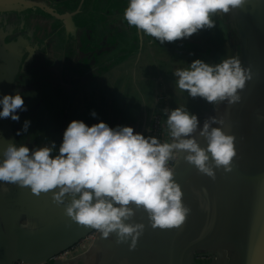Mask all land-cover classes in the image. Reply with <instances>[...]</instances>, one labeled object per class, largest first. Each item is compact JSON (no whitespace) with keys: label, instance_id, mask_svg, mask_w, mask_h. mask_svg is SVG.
I'll return each mask as SVG.
<instances>
[{"label":"crops","instance_id":"crops-1","mask_svg":"<svg viewBox=\"0 0 264 264\" xmlns=\"http://www.w3.org/2000/svg\"><path fill=\"white\" fill-rule=\"evenodd\" d=\"M127 5L128 0H0V65L16 61L12 80L8 87L0 86V96L20 92L27 108H36L32 135H17L23 124L17 127L6 118L0 128V158L7 143L18 140L30 149L55 141L58 150L74 119L89 126L100 120L112 127L133 126L149 136L156 111L167 117L171 109L184 106L198 114L201 128L205 119L221 117L224 124L214 126L235 135L237 154L231 170L218 167L215 178L195 166L177 179L191 209L182 226L154 228L147 212L136 208L132 219L146 228L135 248L131 239L118 242L116 233H101L97 241L76 248L68 264H264V0L218 13L214 27L163 43L128 24ZM13 10L49 20L52 31L39 40L41 47L15 36L14 25L1 19ZM232 55L253 74L239 90V102L215 107L175 85L177 67L197 58L214 64ZM36 61L54 71L49 93L31 100L25 96L31 79L25 82L23 75ZM43 72L48 75L47 67ZM191 135L207 145L198 131ZM180 164L184 169L190 163L181 156ZM0 184L7 185L0 191L13 236L30 251L48 249L82 225L65 214V205L53 202L51 192L36 195L30 186Z\"/></svg>","mask_w":264,"mask_h":264},{"label":"clouds","instance_id":"clouds-1","mask_svg":"<svg viewBox=\"0 0 264 264\" xmlns=\"http://www.w3.org/2000/svg\"><path fill=\"white\" fill-rule=\"evenodd\" d=\"M248 0H128L124 18L161 43L190 37L198 30L214 27L213 17L229 13ZM175 85L191 97H202L215 107L227 101L241 100L240 91L252 78L238 55L225 56L218 63L193 60L174 71ZM0 118L20 120L26 111L20 92L0 96ZM217 110H219L217 108ZM93 116L98 114L95 110ZM264 119V114H260ZM171 141L145 136L133 126H110L100 120L89 126L82 119L72 120L63 133L58 150L55 141L30 149L27 144L7 143L0 158V182L30 186L32 193L51 192L56 204L65 205V214L79 224L90 226L109 237L116 233L118 242L131 239L135 248L145 231L136 222V208H143L152 227L182 226L191 209L185 205L182 186L169 161L181 156L200 172L215 178L216 168L230 171L237 154L236 137L221 126L224 120L211 116L200 127L198 114L184 106L171 109L167 116ZM31 125L25 119L17 135ZM206 138L202 146L196 136ZM5 191L7 185L0 184ZM71 197L69 200L68 197ZM131 221V222H129ZM29 221L23 223L28 227Z\"/></svg>","mask_w":264,"mask_h":264},{"label":"water","instance_id":"water-1","mask_svg":"<svg viewBox=\"0 0 264 264\" xmlns=\"http://www.w3.org/2000/svg\"><path fill=\"white\" fill-rule=\"evenodd\" d=\"M261 2V0H259ZM258 0H248V2L256 3ZM10 52V51H9ZM12 56V51L9 53ZM16 69V61L11 58L10 66L0 65V86L10 84L13 73ZM6 118H1L0 128L4 125ZM179 162L178 168L175 171V179L186 176L195 167L194 164H188L184 169H181ZM0 217L3 225L4 237L0 240V264H13L16 260H23L27 263H40L51 260L52 264H65L63 261L57 259V256L64 251L70 249L79 243L86 236L91 234L95 229L90 226L81 225L77 227L65 239L52 247L44 250H31L26 246L21 245L19 241L13 236V230L6 210L4 197L0 191Z\"/></svg>","mask_w":264,"mask_h":264},{"label":"rangeland","instance_id":"rangeland-1","mask_svg":"<svg viewBox=\"0 0 264 264\" xmlns=\"http://www.w3.org/2000/svg\"><path fill=\"white\" fill-rule=\"evenodd\" d=\"M1 19H6V21L10 24L14 25V35L15 36H20L27 40L28 42H32L35 44V48H39L42 45L40 41L44 40V37H49L50 36V29L52 31V27L49 24V20L45 21L44 18H42L40 21H37L35 19H38L37 17H33L34 13L33 12H25V13H17L13 11H8L5 12V14H2ZM46 28V29H45ZM10 38V36H9ZM46 38V39H47ZM40 40V41H39ZM43 62V61H42ZM48 65V60H45ZM43 64H39L38 61L35 62V69L38 70L35 71L34 68H29L27 72L23 75L25 82H28L31 79V84H28L30 86L29 90L27 91L28 93L25 94V96H31V100L33 98H36L38 96H41V94L44 91H47L49 93L50 91V86H51V79H52V74L51 71H54L52 68L47 67V71L49 72L48 75L44 76L43 75V69H46V67H43ZM43 87H46L45 90H43ZM42 91V92H41ZM41 92V93H40ZM30 100V101H31ZM36 108H34L32 105L27 108L26 111H19L20 114V120L19 121H14V125L19 127L20 124L24 123L25 119H30L31 120V125L29 127L32 128L33 124L32 122L35 120V111ZM89 112V110H88ZM19 125V126H18ZM29 134H33L34 130L30 129ZM17 144H21V142L18 140Z\"/></svg>","mask_w":264,"mask_h":264},{"label":"built area","instance_id":"built-area-1","mask_svg":"<svg viewBox=\"0 0 264 264\" xmlns=\"http://www.w3.org/2000/svg\"><path fill=\"white\" fill-rule=\"evenodd\" d=\"M167 117L162 114L160 111H156L152 116V125H151V132L150 135L157 136L161 142L164 141H171V137L169 135V130L167 127ZM180 162V158L176 161H169V166L174 168V172L177 170L178 165ZM101 233L97 230L93 231L91 234L86 236L82 239L79 243L75 246L71 247L70 249L64 251L60 255L57 256V259L63 261L65 264H68L69 261L76 255V248L83 249L82 247L87 246L89 243H93L100 239ZM13 264H52L51 260L40 262V263H27L23 260H16Z\"/></svg>","mask_w":264,"mask_h":264}]
</instances>
